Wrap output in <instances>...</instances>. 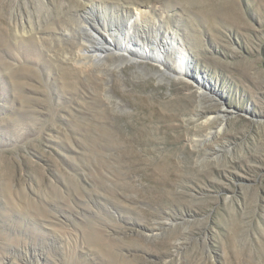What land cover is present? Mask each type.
I'll list each match as a JSON object with an SVG mask.
<instances>
[{
  "label": "rangeland",
  "instance_id": "1",
  "mask_svg": "<svg viewBox=\"0 0 264 264\" xmlns=\"http://www.w3.org/2000/svg\"><path fill=\"white\" fill-rule=\"evenodd\" d=\"M88 1L0 0V264H264V0H90L161 85L71 60Z\"/></svg>",
  "mask_w": 264,
  "mask_h": 264
},
{
  "label": "bare ground",
  "instance_id": "2",
  "mask_svg": "<svg viewBox=\"0 0 264 264\" xmlns=\"http://www.w3.org/2000/svg\"><path fill=\"white\" fill-rule=\"evenodd\" d=\"M106 12L107 11H104V9H96L93 2H89L88 6L85 7L83 11L75 10L69 12V21L72 19L73 22L71 21L72 24H70V22L67 25L65 24L66 27L63 30L61 29L62 34L59 37V41L68 42L65 43L69 45V47L67 46V52L75 55V58L71 57V60H73L76 65L94 67L95 69H102L105 70L104 72H107L110 71V69L108 70V66L111 64H109V62L114 60L119 61V66L121 67L126 63H133L136 67L142 69L150 68V62H152V67H158L162 71V73L155 72V76L160 78V85L166 81L170 83L171 80L168 79L166 75L170 77L173 74L175 79H186V81L188 78L190 79L192 77V73L189 70V66L192 65V60L189 55L182 54L180 55L182 58L176 56L177 61L180 62L176 67L180 66V68L173 69L172 72L166 71L165 62L162 58L172 56V54L175 55V48H173L175 45H173L172 42H168L167 45L165 44L164 46L152 47L151 42H147L149 39L151 41L152 38L149 36L150 33L147 30H145L147 34L143 31L140 32L136 30V33L138 32L139 34H143V36L145 35L139 38V41H136L132 38L133 29H135L132 28V24H125L124 26L123 24H116V27H118L117 29L113 26ZM73 17H75V21ZM114 33H119L118 39L114 36ZM157 47L161 50H155ZM135 51L138 52V54H133ZM199 115L208 116L210 113H208L206 108L202 107ZM219 116L217 115V117ZM196 119H198V117ZM213 119H216V117L211 115L208 122H211Z\"/></svg>",
  "mask_w": 264,
  "mask_h": 264
}]
</instances>
